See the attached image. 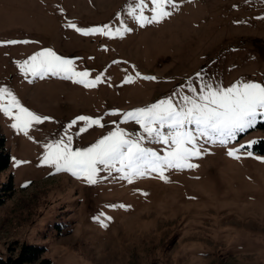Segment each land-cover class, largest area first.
Wrapping results in <instances>:
<instances>
[{
	"label": "rangeland",
	"instance_id": "374dc122",
	"mask_svg": "<svg viewBox=\"0 0 264 264\" xmlns=\"http://www.w3.org/2000/svg\"><path fill=\"white\" fill-rule=\"evenodd\" d=\"M172 3L165 6L170 15L147 23L158 14L152 0H0V103L7 107L11 93L47 118L25 135L12 127L20 115L15 107L0 112V139L11 159L0 171L4 259L32 245L44 253L30 264H264L260 117L225 145L199 138L201 155L190 160L197 167L165 168V179L149 171L129 183L117 163L98 165L97 182L89 184L45 160L49 145L71 137L72 150L84 151L114 131L142 138V147L163 157L174 145L149 138L124 114L160 101L179 109L194 95L189 88L199 96L205 84L264 85V0ZM49 50L89 75L41 78L22 67ZM97 78L94 87L74 82ZM81 116L100 124L82 131ZM187 129L196 134L194 125Z\"/></svg>",
	"mask_w": 264,
	"mask_h": 264
},
{
	"label": "snow or ice",
	"instance_id": "6c2138e0",
	"mask_svg": "<svg viewBox=\"0 0 264 264\" xmlns=\"http://www.w3.org/2000/svg\"><path fill=\"white\" fill-rule=\"evenodd\" d=\"M143 2L144 0H139L141 5ZM152 3L155 5L153 11L158 14L146 20L147 23H158L170 15L165 11L166 5L172 4L173 7H176L172 0H152ZM69 27L75 28V25L70 24ZM75 30L83 35H89L95 31L107 34L103 30L96 29L85 31L76 28ZM125 30L127 31V29ZM25 43L27 42L25 41ZM22 67L29 68L33 74L39 75L41 78L48 72L54 75L60 72H72V75L82 78L89 75L87 72L75 73L71 69L69 61L62 59L50 50L31 57L30 61H26ZM66 78L71 79L72 77L67 76ZM144 79H155V77H144ZM74 82L83 83L85 87H94L100 80L97 78L95 81L85 82L84 79H81ZM189 91L194 93L193 97H183L184 107L179 109L171 101H160L148 108L124 114L126 120H134L139 124L149 138H156L158 142L165 144L171 142L174 145V148L163 157L142 147L140 142L142 138L125 139V133L114 131L84 151L72 150L70 147L71 137L67 139V142L61 141L56 145H49L45 160L55 165L57 172H70L76 178H83L89 184L97 182L94 177L100 170L98 165L112 168L117 163L120 165L117 171L124 172L122 178L129 183H132L135 178L145 177L149 171L156 172L161 179H165L163 175L165 168L184 170L197 167L190 163V160L201 155L197 143L199 138L212 142L218 140L220 145H225L235 138L237 133L255 128L258 117L264 119V85L244 83L227 89L213 90L211 85L205 84L200 89L199 96H195L194 89L189 88ZM8 96L11 97L9 104L6 107L0 103V112L10 115L11 108L15 107L18 110L20 115L15 116L18 123L12 125L14 129L23 131L27 135V129L33 123L39 124L42 119H47L20 106L11 93H8ZM3 98L4 92L0 90V101H3ZM78 119L85 122L86 127L82 131H86L87 127L92 125L100 124L99 120L89 117L81 116ZM154 125L158 127H153ZM188 125L195 126V135L187 129ZM165 127L169 130L166 135L160 131ZM252 143L255 141L250 142L248 147ZM228 155L239 158L233 151H229Z\"/></svg>",
	"mask_w": 264,
	"mask_h": 264
},
{
	"label": "trees",
	"instance_id": "16d2710c",
	"mask_svg": "<svg viewBox=\"0 0 264 264\" xmlns=\"http://www.w3.org/2000/svg\"><path fill=\"white\" fill-rule=\"evenodd\" d=\"M255 150L257 153L264 155V140L259 141L255 144ZM10 156L6 151L5 142L3 139H0V171H7V168L10 164ZM5 191H12V185H8L4 187ZM19 255L16 259L7 257L4 259L0 254V264H30L33 262H38L42 255L43 249L36 248V246L32 245H24L23 247L19 248Z\"/></svg>",
	"mask_w": 264,
	"mask_h": 264
}]
</instances>
